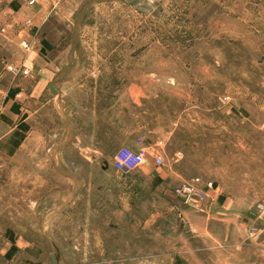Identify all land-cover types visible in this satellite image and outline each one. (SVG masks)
I'll list each match as a JSON object with an SVG mask.
<instances>
[{
    "label": "rangeland",
    "instance_id": "rangeland-1",
    "mask_svg": "<svg viewBox=\"0 0 264 264\" xmlns=\"http://www.w3.org/2000/svg\"><path fill=\"white\" fill-rule=\"evenodd\" d=\"M78 18L87 86L63 97L41 149L25 153L40 183L23 208L9 197L13 144L2 143L0 225L33 242L15 263L264 264V248L226 262L216 247L264 228V0H91ZM138 136L150 164L112 169ZM192 177L215 188L203 210L173 193Z\"/></svg>",
    "mask_w": 264,
    "mask_h": 264
},
{
    "label": "crops",
    "instance_id": "crops-1",
    "mask_svg": "<svg viewBox=\"0 0 264 264\" xmlns=\"http://www.w3.org/2000/svg\"><path fill=\"white\" fill-rule=\"evenodd\" d=\"M28 1L0 0V152L5 150L3 144L5 146L9 140H16L13 135L15 131L23 133L18 144L12 145L16 155L14 163L17 192L9 196L21 202L16 205H22V208L23 199H39L40 183V166L34 159L24 158L25 153L41 149V138L47 132L46 120L53 119L57 106L64 101L63 97L71 95L73 87L84 92L83 89L87 86L86 80L77 76L83 53L81 48L72 45V40L82 34L74 29V24L79 19L80 9L91 0H34L32 4ZM22 41L28 42L29 47L21 46ZM8 65L19 71L10 70ZM24 69L27 70L26 73L22 72ZM20 123L27 124V131L19 129ZM47 127L50 128L48 123ZM54 130L56 129L52 131ZM138 140L141 142L138 143ZM129 143V147L134 150L145 148L147 159L149 148L143 136L135 137ZM111 167L114 169L112 163ZM103 182L95 188L102 189ZM111 184L119 186L120 183L112 180ZM210 190L212 188L207 189V194ZM178 200L184 203L182 198L178 197ZM209 200L212 204L210 194L202 203L204 207ZM22 208L16 212L17 215L24 213ZM2 213L0 211V215ZM219 213L228 215L225 210ZM216 218L213 214L209 219ZM236 219L238 216L233 213L231 223L234 226H237L234 221ZM260 230L258 239L250 242H246L241 236L229 244L225 234L216 247L224 251L226 262V254L238 255L253 247L259 248L261 253L264 248V239L261 237L264 228ZM208 236L212 238L210 234ZM212 240L215 241L214 238ZM22 243L33 245L32 241H25L24 233L18 235L13 226L0 225V264H16L15 258ZM12 246L15 250L9 252Z\"/></svg>",
    "mask_w": 264,
    "mask_h": 264
},
{
    "label": "built area",
    "instance_id": "built-area-1",
    "mask_svg": "<svg viewBox=\"0 0 264 264\" xmlns=\"http://www.w3.org/2000/svg\"><path fill=\"white\" fill-rule=\"evenodd\" d=\"M34 0H29L28 3L32 4ZM21 46L28 48L29 44L26 41L21 42ZM10 70L18 72L16 68L11 65L7 66ZM23 73H26L27 70H22ZM141 140H138L140 143ZM148 164L146 159V150L141 148L139 150H134L128 146H120L114 153L112 159V166L117 171H131L137 168L140 165ZM154 164L160 166L163 164L162 157L156 155L154 158ZM212 188L211 181H202L200 177H192L190 179L181 180L173 189L175 195L181 197L185 204L196 206L203 210V202L207 200L208 194L207 189ZM194 202L192 204L191 202ZM259 211L264 210V201L257 204ZM257 209V210H258ZM253 230L249 231V235H253Z\"/></svg>",
    "mask_w": 264,
    "mask_h": 264
},
{
    "label": "trees",
    "instance_id": "trees-1",
    "mask_svg": "<svg viewBox=\"0 0 264 264\" xmlns=\"http://www.w3.org/2000/svg\"><path fill=\"white\" fill-rule=\"evenodd\" d=\"M19 129L21 130V131H27V129H28V126H27V124H25V123H20L19 124ZM13 135L14 136H16V140H13V142H12V144H13V146H16L17 144H18V142H19V140H21L22 138H23V133L22 132H18V131H15L14 133H13ZM12 250H15V247L14 246H12L10 249H9V252L10 251H12Z\"/></svg>",
    "mask_w": 264,
    "mask_h": 264
},
{
    "label": "water",
    "instance_id": "water-1",
    "mask_svg": "<svg viewBox=\"0 0 264 264\" xmlns=\"http://www.w3.org/2000/svg\"><path fill=\"white\" fill-rule=\"evenodd\" d=\"M191 203H192V204H194V202H193V201H192Z\"/></svg>",
    "mask_w": 264,
    "mask_h": 264
}]
</instances>
